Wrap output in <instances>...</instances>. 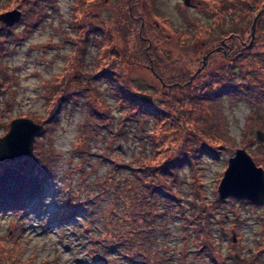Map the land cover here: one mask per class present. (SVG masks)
Segmentation results:
<instances>
[{
  "label": "rangeland",
  "instance_id": "374dc122",
  "mask_svg": "<svg viewBox=\"0 0 264 264\" xmlns=\"http://www.w3.org/2000/svg\"><path fill=\"white\" fill-rule=\"evenodd\" d=\"M101 1L105 4L104 0ZM134 2L141 9L133 17L126 7L127 0H112L110 5H115L114 15L105 12L96 15L92 11L90 0H0V16L8 12L20 13V18L11 25L0 19V60L9 69L10 77L9 84H2V90L6 88L2 93L6 92V95L3 99L0 98V136L4 137L9 132L11 122L16 119L25 118L43 125L34 118V114L43 115L47 112L44 90L49 91L48 87L51 86L47 84V89H44L43 83L58 86L62 84V78L66 81L64 90L72 94L74 91L88 89L85 86L87 79L100 77L96 81L98 93L100 91L116 119L122 114L119 102H123L126 105L129 103L128 107L143 108L146 111L150 109L153 114L157 113L156 116L165 111L168 116L163 118V124L167 125H173L175 117L180 122L194 116L207 120L206 110L201 106L204 100L197 99L193 103L191 99L194 97L213 95L229 89L233 93L240 90L244 96L247 93L252 101L259 88L264 92V86H256L252 92L246 86L236 87L238 81L242 85L246 83L243 80L246 76L255 78L254 84L264 83V76L259 69L264 66V12L257 20L253 40L251 35L255 17L264 10V0H190L188 3L184 0H133ZM227 3L233 4L228 11L225 10ZM85 45L89 50L83 67L79 68L81 56L78 54L86 51ZM245 52L250 54L249 58L247 54L243 57ZM0 71L3 73L2 68ZM64 72L65 75L59 77ZM245 72L247 75L243 76ZM230 74L234 75L237 83L229 85ZM70 79L73 82L69 84ZM76 81L79 84H75ZM170 88L180 90L166 91ZM162 91L174 94L171 97L180 102L178 111L181 110L182 113L172 115L173 107L169 108L170 102L164 108L161 106ZM88 92V95L84 94L85 97L91 101L98 100L94 90L89 88ZM136 93L147 94L152 100L142 101L136 97ZM80 97L82 98V94ZM185 97L189 100L178 101ZM6 99L14 103L12 112L6 111ZM189 102L196 107L188 106ZM82 105L84 106L78 105L73 116L68 113L64 115L60 127L54 132V153L59 162L48 172L49 182L42 198L28 206L26 221L30 240L26 256L36 253L38 264H92L89 256H82L86 247L80 246L71 234L75 220L60 224L56 219V213L65 198L66 182L72 180L74 185L79 176L76 170L79 157H72V153L80 124L86 117ZM94 105L96 110L101 111L99 103ZM220 108L226 119V136L233 145V152L223 150L217 160L212 149L207 147L203 150L205 155L199 174L202 176V190L208 203L215 200V191L218 195L219 183L235 153L243 149L249 155L252 153L257 156L258 145L264 147V143L257 141L256 137L257 131L264 132V105L258 107L245 100L233 103L231 98L223 96ZM145 125L146 131L142 134L149 138L156 124L150 119ZM248 126L253 131L251 140L255 144L247 151L242 145L245 143ZM136 127L134 124L132 130ZM179 128L181 127L171 132L177 135ZM133 131L128 141L121 139L115 144L114 152L105 149L109 142L103 140L108 134L105 130L86 145L98 155L106 151L109 158L103 165L98 164L97 158L90 165L87 164V190L97 193V182L108 174L112 166L110 160L116 154L119 160L125 161V166L137 155L141 161H144L142 159L145 156L151 157L152 146L146 144V150L142 151ZM173 153L171 151L170 154ZM2 163L4 162H0V173L4 165ZM254 163L257 168L260 167L255 161ZM134 165L139 164L133 163ZM180 176L186 181L185 187L174 189L180 192L184 205L190 210L189 200L193 199L194 194L190 184L191 173L187 167ZM120 177L129 178L130 181L132 170L125 168ZM242 201L244 200H237L236 205L242 219L248 218L241 227L242 244L245 246L243 257H239V245H230L232 235L224 234L217 225L214 228L218 236L217 243L223 253H232L230 264H233L234 256L239 264H249L248 257L252 250H256L257 241L261 237V225L264 224V205L255 207L249 201L247 202L253 205H241ZM230 204L228 200L226 205L221 206V210L227 211ZM10 221L9 215L1 216L2 237L11 230ZM76 221L81 223L82 218ZM180 221L177 217H168L166 222L170 236L160 233V244L165 243L170 249L180 246ZM229 226L230 223L227 222L226 227Z\"/></svg>",
  "mask_w": 264,
  "mask_h": 264
},
{
  "label": "trees",
  "instance_id": "16d2710c",
  "mask_svg": "<svg viewBox=\"0 0 264 264\" xmlns=\"http://www.w3.org/2000/svg\"><path fill=\"white\" fill-rule=\"evenodd\" d=\"M227 4L225 10L228 11L233 4ZM85 47L86 51L78 54L81 56L79 68L83 67L89 50L87 45ZM246 54L249 58L248 52H245L243 57ZM234 64H236L235 60ZM0 68L3 70V73L0 71L2 84H9V69L3 64L2 59ZM259 69L264 76V66ZM245 73L243 76L247 75V72ZM64 75L65 72L59 77ZM233 76L230 74L229 85L236 82ZM99 78L95 76L87 79L85 86L88 89L74 91L72 94L64 90L66 87L64 78L60 79L63 86L43 83L44 89H47V84L51 86L48 87L49 91L44 90V98L48 105L47 112L43 115L34 114V118L43 124L45 134L42 138L36 139L34 151L30 156L2 163L4 165L0 173V219L2 215H9L11 230L6 236L0 235V264H38L36 253L26 256L30 240L26 221L28 206L42 198L49 182L48 172L59 162L58 156L54 153L53 134L60 127L63 116L67 113L73 116L79 104H84L82 106L86 115L80 124V132L72 153V157H79L76 165L79 176L74 185L72 180L66 182L65 198L56 213V219L60 224H66L71 219L75 220L71 234L80 246L86 247L82 256H89L92 264L94 262L96 264H230L232 253L225 255L220 244L217 243L218 236L214 229L217 225L224 234L232 235L230 245H239L237 251L239 257H243L245 246L242 244L241 227L248 218L242 219L239 207L236 205L237 200L233 198L221 200L217 191L214 194L215 200L208 203L202 190V176L199 173L205 155L203 150L207 147L212 149V154L217 160L220 159L223 150L233 152V145L226 136L224 123L226 119L220 108L223 96L231 98L233 103L245 100L259 107L264 105L263 90L259 88L252 101L247 93L246 97L240 90L233 93L229 89L213 95L204 94L201 97H194L191 99L193 103L197 99L204 100L201 106L206 110L207 120L194 116L180 122L178 117H175L176 122L167 125L163 124V118L168 116L165 111L162 115L156 116L157 113L153 114L150 109L146 111L147 109L143 108L128 107L129 103L126 105L123 102H119V111L122 114L116 119L100 91L98 93L99 86L96 85V81ZM243 80L246 82L244 85L239 84L240 81L236 82L237 88L246 86L248 91L252 92L256 86H264L261 82L254 84L253 77L246 76ZM68 82L70 84L73 81L70 79ZM74 83L79 84L77 81ZM89 88L95 91L98 100L91 101L84 96V94L88 95ZM174 90L180 89H166L170 92ZM5 95L6 92L1 93L0 98L3 99ZM160 95L163 98L161 101L163 108L170 102L169 108L173 107L172 115L176 116L177 112L178 114L183 112L178 111L180 102L174 101L176 99L171 97L174 94L162 91ZM188 97L180 98L178 101L189 100ZM94 103H99L101 111L96 110ZM13 104L6 99L4 102L6 111L12 112ZM191 104L189 102L187 105ZM144 106L149 105L144 104ZM194 106L196 107L195 104ZM150 119L154 120L156 125L150 137L146 138L142 133L146 131L145 122ZM134 124L137 127L133 131ZM177 127L181 128L176 135L171 131L176 130ZM103 130L108 133L103 138L109 141L105 148L107 151L114 152L115 144L121 139L128 141L133 131L139 139L142 151L146 150V144L152 146L151 157L145 156L142 159L144 161H141L140 156L137 155L132 162L138 163V166H133L132 162L126 163L125 166V161L119 160L116 154L115 158L110 160L112 166L108 174L97 182V193H92L86 188V177L89 174L87 164L90 165L93 159L97 158L98 164L103 165L109 158L106 151L98 155L86 145L95 140ZM155 133L158 135L155 136ZM252 135L253 131L248 126L244 137L245 143L242 145L247 151L255 144V141L251 140ZM145 139L148 143L144 141ZM257 148L259 149L257 156L252 153L250 155L264 169V147L260 144ZM171 151H174L172 155ZM185 167L191 173L190 184L194 194L193 199L189 200L190 210L184 205L180 192L174 189L185 187L186 181L180 176ZM125 168L132 170L130 181L129 178L120 177ZM37 180L41 183L43 189L41 192L35 190ZM128 183H131L130 186ZM228 200L231 204L227 211H222L221 206L226 205ZM240 203L253 205L247 201ZM253 206L262 207V205ZM80 217L82 221L77 223L76 220ZM168 217H177L181 220L180 246L172 249L167 248L165 243L160 244L159 241L160 233L170 236L166 222ZM227 222L230 223L229 227H226ZM261 226L259 232L261 237L257 241L256 250H252V254L248 257L249 264H264V224ZM232 260L233 264H239L236 256Z\"/></svg>",
  "mask_w": 264,
  "mask_h": 264
},
{
  "label": "water",
  "instance_id": "95a60500",
  "mask_svg": "<svg viewBox=\"0 0 264 264\" xmlns=\"http://www.w3.org/2000/svg\"><path fill=\"white\" fill-rule=\"evenodd\" d=\"M263 12L264 10L259 12L253 21L251 27L252 40L254 39L257 20L259 19V17ZM19 18H20L19 12H8L0 16V19L3 20L7 25H11ZM197 73H199V71ZM136 97L145 102H149L150 100H152L151 96L143 93H136ZM17 121L30 122L37 129L38 134L34 136V138L30 143H26L22 147H17L14 145L6 146L5 149L2 152H0V162H11L30 156L34 151V144L36 138L42 136L45 133V127L43 125L35 124L33 121L29 119L20 118L11 122L9 132L4 136L5 138H7L12 134L13 127ZM256 137H257V141H259L260 143H264V132L257 131ZM239 160H244L247 163H249L252 166L253 174H255L256 172L264 171V169L261 167L257 168L252 157L248 153H246V151L243 149L238 150L235 153V157L229 160V165L226 171L231 169L234 161H239ZM224 176L221 182L219 183L217 189L219 198L221 200L234 198L237 200L249 201L255 205H264V182L260 180L259 176H256L255 179L241 186H228L225 183Z\"/></svg>",
  "mask_w": 264,
  "mask_h": 264
},
{
  "label": "snow or ice",
  "instance_id": "6c2138e0",
  "mask_svg": "<svg viewBox=\"0 0 264 264\" xmlns=\"http://www.w3.org/2000/svg\"><path fill=\"white\" fill-rule=\"evenodd\" d=\"M37 134V129L30 122L17 121L10 136L7 138L0 136V152L6 146L22 147L24 144L30 143ZM256 176H259L260 180L264 182V171L253 174L252 166L244 160H239L234 161L231 169L226 171L224 180L228 186H241L249 183ZM35 190L37 192L43 190L39 180L35 184Z\"/></svg>",
  "mask_w": 264,
  "mask_h": 264
},
{
  "label": "flooded vegetation",
  "instance_id": "af4514ba",
  "mask_svg": "<svg viewBox=\"0 0 264 264\" xmlns=\"http://www.w3.org/2000/svg\"><path fill=\"white\" fill-rule=\"evenodd\" d=\"M83 1H85V0H83ZM90 1H91V4H92V11L96 15L97 14L99 15L101 12H105V13H108V14L111 13L113 15L115 14L114 13V11H115L114 6L115 5H113V6L110 5L112 0H104L105 4H103L101 0H90ZM184 1H185V3L186 2L187 3L190 2V0H184ZM126 7H127L128 11H129V14L133 15V17H134V13L139 11V9H141V6H138L135 2L133 3V0H127ZM71 11H72V9H71ZM89 36H91V34H89ZM0 84H1L0 93H2L4 90H6V88H4L2 90V82L1 81H0Z\"/></svg>",
  "mask_w": 264,
  "mask_h": 264
}]
</instances>
